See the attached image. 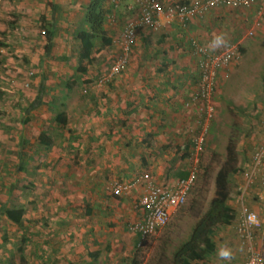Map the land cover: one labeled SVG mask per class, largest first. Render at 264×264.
<instances>
[{
	"label": "rangeland",
	"instance_id": "obj_1",
	"mask_svg": "<svg viewBox=\"0 0 264 264\" xmlns=\"http://www.w3.org/2000/svg\"><path fill=\"white\" fill-rule=\"evenodd\" d=\"M111 1L105 2L106 8L110 6ZM116 1H113V9H111V11H115V16L110 18V21L115 22L116 28H121L126 19L136 15L137 8L133 0ZM159 2L164 5L160 0ZM2 9L3 7L0 10L2 11ZM1 11L0 205L2 206L0 208V264H15L24 259L19 257L17 248L22 245L20 235L25 232L32 233L35 237L34 232L38 234V226L41 230L42 225L51 229L50 224L55 221L51 216V211L55 208L51 207V204L67 199L68 195L70 198L78 195L84 182L91 181L87 180L82 164V157L87 152L83 142V135L86 133L82 130V126L73 129L67 125L65 128L59 129L54 124V114L64 111L69 118L77 117L79 119L78 115L81 114L79 111L84 108L83 105H93L96 104L97 99L103 100L104 97H101L102 86H112L115 76L128 69L132 50H129L126 55V64L117 73H112V67L122 56L120 44L119 46L117 44V46L102 45L99 53L93 54L91 66H88L86 61H79L78 49H73L71 62L65 61L64 66L60 58L53 57L56 62L53 64L55 72L48 74L45 73V70L50 68L47 57L51 58L56 51L52 48L50 50L51 46L47 43L49 36L48 30L45 28L47 21L36 15L38 8L30 5L29 0H16L15 3L8 6L4 15L1 14ZM225 14L229 15V11ZM241 14H245L246 18L234 39L231 38L234 34L229 37L226 35L230 31L228 28L234 27L231 22L226 21V25L221 23L216 26L221 33L223 32L225 43L231 41L237 46L239 53L228 65L217 71L215 76L210 96L214 115L210 121L203 125L205 126L204 137L207 139L203 141L198 160H194L193 157H185L186 152L183 151L188 140L181 146L178 145V153H183V157L178 161L175 160L178 163L176 169L172 170L174 174H171V177L176 179L181 175L187 176L189 170H195L193 185L184 203L171 213L167 223L157 229L153 235L147 237L135 250L140 264H176L173 253L189 239L193 226L208 207L214 194L215 174L225 160V148L230 137L236 142L237 170H241L247 157L252 156L256 146L264 141V10L251 8L242 11ZM29 16L32 21H25ZM79 25H82V21ZM221 28H223L222 31ZM233 30L235 31V29ZM151 33L152 31L148 36L149 39H152ZM38 34L41 38H38ZM137 39H139L138 32L134 41L136 42L135 47H138L139 40L137 41ZM38 43L48 46V48H44L47 55L42 57V66L45 65V67L38 71L39 80L42 78L38 82V86L42 83V90L38 92L41 95L39 106L38 94L36 97L33 96V90H31L33 84H31L30 77L33 76V73L31 76L27 74L28 69H33V66L30 65V58L21 52L26 45L31 46L35 52L38 50ZM101 44L100 40H95L96 48ZM142 46L140 44V47ZM40 59L41 57L38 58V62ZM79 62L87 67L86 73L82 74L76 70ZM63 67L65 74L60 76L59 73L63 72V70L61 71ZM195 68L192 90H195L199 76L197 62ZM70 71H73L77 82L73 85V89L68 90L66 83L70 77ZM220 71H222V75ZM191 77L194 78L193 75ZM86 79L88 82H84ZM22 98L24 101H29L31 98V101L37 102V107L31 108L28 112H19L20 109L18 110L19 107H16V103H19L18 100ZM31 101L26 102L22 107L27 105L26 108H29ZM75 105L80 106L75 107ZM89 116L88 113L87 117L89 118ZM90 121H94V119ZM20 125L24 140L18 139L17 136ZM92 125H96V123ZM37 126L38 136H35ZM105 126L106 129L101 131H104L106 135L110 131L109 134L114 135L113 127ZM98 127H102V125ZM40 128H44V131H39ZM132 131L136 132V129ZM94 133L97 134L98 131L96 130ZM185 135L189 137L190 131H186ZM77 137L79 140H75ZM109 145L113 149L119 148L118 143ZM171 149L175 150L174 145ZM171 149L168 147L167 150ZM141 161L142 166H139L140 164L137 166L148 169L147 162L140 159ZM154 162L158 167L168 168L171 161L156 159ZM93 164L97 165L98 163L93 161ZM99 164L101 163L99 162ZM175 172H178V175ZM113 173V170L108 171L109 176L106 177V180L109 182L107 183H110L111 177L113 181H122L121 178L114 177ZM236 174L233 173L230 176V190L233 191L237 187L238 193V187L243 182L238 181L239 178ZM19 206L25 208L24 222L21 225H16L6 219L3 210ZM227 233L230 236L235 234L234 228L226 226L218 228L217 236L214 238L217 243L216 250L208 257L199 259L196 264H219L224 253L223 244ZM237 241L239 243V240ZM254 245L256 244L254 243ZM238 246L245 250L240 243Z\"/></svg>",
	"mask_w": 264,
	"mask_h": 264
},
{
	"label": "crops",
	"instance_id": "obj_2",
	"mask_svg": "<svg viewBox=\"0 0 264 264\" xmlns=\"http://www.w3.org/2000/svg\"><path fill=\"white\" fill-rule=\"evenodd\" d=\"M113 1L117 2L111 1L108 7L110 11ZM160 1L167 6L174 1L190 0ZM15 2L16 0H3L1 14L4 15L8 6ZM29 2L30 5L38 8L36 15L46 19L47 27L45 28L49 32L47 43L51 46L50 50L52 48L56 51L51 58L47 57L50 68L45 70V73L49 74L55 70L53 57L60 58L64 66L65 61L71 62L73 49L79 50L80 43L76 39V34L84 18V9L88 0H29ZM261 6H264V0H258L253 8ZM244 10L220 7L204 15H188L184 20L177 16L171 21L161 18L157 29L149 30L145 26L140 27L138 47H135L136 42L130 46L132 54L128 69L115 76L112 86H102L101 97L104 99H97L96 104L93 105H83L84 108L79 111L81 113L78 115L79 119L67 116L68 126L73 129L82 126V130L86 133L83 135V142L87 152L82 157V164L87 180L91 181L84 182L78 195L72 194L74 196L71 198L68 195L67 199L51 204V207L55 208L51 211V216L55 220L50 224L51 229L42 225L41 230L38 226V234L34 232L35 237L32 233L25 232L20 235V240L23 237L25 242L19 245L23 246V251H18L19 257L24 259L15 264H127L129 258L143 242L140 233L129 228L133 222L142 220L144 217L143 208L138 203L144 190L143 175L148 173L155 182L175 180L171 177V174H174L172 170L176 169L178 163L175 160L178 161L183 157V153H178V145L181 146L188 140L186 131L193 133L200 131L196 123L198 118L196 107L190 102L197 62L192 40L198 39L210 47L222 46L225 44L223 32L221 33L216 26L221 23L226 25V21L231 22L234 27L230 26L228 34L224 33L227 37L234 34L231 37L234 39L246 18L245 14H241ZM227 11L229 15L226 16ZM114 12L111 11L108 15L115 16ZM105 18L104 29L111 40L110 46H119L121 28H116L115 22L110 21L111 17ZM1 20L2 18L0 23ZM25 21L31 22L32 19L29 16ZM151 31L152 39H149ZM39 36L38 34V38H41ZM217 37H222L224 43L217 45L215 43ZM45 42L44 40V44ZM41 44L38 43V50L35 52L29 45L21 50L24 56L30 58V65L33 66V69H28L27 74L31 76L33 73L30 80L32 79L31 84H35V87L31 86L32 95L35 97L42 88L41 84H39L40 88L38 86V82L42 80V78L39 80L38 71L45 67V65L42 66V57L47 55L44 48H48L47 45ZM140 44L143 46L140 47ZM32 45L34 46V42ZM63 69L64 67L61 71ZM63 74L65 70L59 73L60 76ZM220 74H223L222 71ZM69 75H74L73 71H70ZM192 75L194 78L191 77ZM31 100V98L29 101H24L23 98L18 100L16 107H19V112H25L27 105L22 106ZM79 106L75 105V107ZM92 119L94 121H90ZM94 123L96 125H92ZM100 125L102 127H98ZM105 125L109 126L108 128L113 127L114 135L109 134L110 131L107 135L101 131L106 129ZM19 128L18 139L24 140L21 125ZM93 129L98 133L95 134ZM133 129H136V132H133ZM39 131H44V128H40ZM35 136H38V126ZM204 139L207 138L204 137ZM75 140H79V137ZM112 143H118L119 148H111L109 144ZM262 144L264 141L259 143L258 147L256 146L252 156L247 157V160L244 159L246 162L242 164L243 167L236 172L238 181L243 182L240 186L244 188L247 183L244 173L250 170L251 160ZM173 145L174 151L171 149ZM168 147L171 150H167ZM183 152H186V149ZM140 159L147 162L148 169L139 168L142 166ZM156 159L171 162L168 168L158 167L154 162ZM93 161L98 164H93ZM138 164L140 165L137 166ZM111 170L114 172V177L121 178L122 181H113L111 177L110 183H107L109 181L106 177ZM175 174L178 175V172ZM259 174H256L252 183L247 185L240 194L237 193L236 187L232 191L228 204L234 211L235 219L239 215L242 204L256 211L264 227V187H258ZM113 183H131L132 185L131 189L124 194L114 195ZM75 197L79 200L74 199ZM239 198H242V201ZM235 219L232 226L226 227H233ZM263 236V232H254L255 247L264 254ZM237 240L238 237L234 233L231 236L227 233L223 244L224 253L219 264L243 263L246 253L238 246Z\"/></svg>",
	"mask_w": 264,
	"mask_h": 264
},
{
	"label": "built area",
	"instance_id": "obj_3",
	"mask_svg": "<svg viewBox=\"0 0 264 264\" xmlns=\"http://www.w3.org/2000/svg\"><path fill=\"white\" fill-rule=\"evenodd\" d=\"M133 1H135L137 7V14L126 19L121 27L119 44L122 56L112 67V73H117L126 64V55L130 50V46L134 43L136 33L140 30V27L157 29L161 18L171 21L177 16L184 20L188 15H204L220 7L245 9L258 3V0H190L175 1L164 7L159 0ZM2 2L3 0H0V9ZM260 9L264 10V6L259 7ZM109 17L113 18L114 15ZM192 45L197 56L199 76L197 86L190 95V102L196 107L198 115L196 123L200 131L197 133L190 132L193 143L190 153L191 157L197 161L204 141L205 126L203 125L210 121L214 115V107L210 96L215 76L217 71L228 65L239 52L237 46L233 43H225L220 47H210L201 43L198 39H193ZM257 173H260L259 183L264 187V144L260 145L255 152L251 160L250 170L244 173L248 183H246V187L252 183ZM195 174V170H189L185 177L167 182H155L148 173H145L142 177L145 181L144 190L138 199L139 205L143 208L144 217L142 220L133 222L129 228L140 233L142 238H147L153 235L157 229L163 227L171 213L186 200L195 180ZM131 185V183H115L112 186V193L122 195L131 189ZM246 187L239 186L238 193L240 194ZM239 200L242 201V198H239ZM235 229L239 243L246 253V259L242 264H264V254L254 245V232H264L258 213L242 204Z\"/></svg>",
	"mask_w": 264,
	"mask_h": 264
},
{
	"label": "trees",
	"instance_id": "obj_4",
	"mask_svg": "<svg viewBox=\"0 0 264 264\" xmlns=\"http://www.w3.org/2000/svg\"><path fill=\"white\" fill-rule=\"evenodd\" d=\"M106 1L107 0H88L84 9L85 11L82 25L79 27L76 34V39L80 43L78 59L79 61H86L88 66L93 64V54H98L102 45L111 44V40L106 35V31L104 29L106 14L110 13V9L105 7ZM255 5L256 4L251 5L250 8H245V10H249ZM97 39L102 43L101 48H96L95 40ZM76 70L82 74L88 71L87 67L80 62ZM76 82V77L74 75L70 76L66 83V89H73V85L76 84ZM84 82H88L87 79L84 80ZM40 98L41 95L38 94V105ZM36 105L37 102L33 101L29 108H27L26 112H28L31 108H34ZM26 120L27 119H25V121ZM53 121L54 124L61 129L68 125L69 118L64 111H58L54 114ZM47 144L49 145V143ZM192 144L190 133L188 143L185 144V149L187 150L185 157H191L190 148ZM236 162V142L230 137L225 148V160L215 174L214 194L209 201L208 207L202 212L198 221L193 226L189 239L183 242L182 245H180L173 253L174 263L196 264L199 259L208 257L216 250L217 243L214 238L217 236L218 228L222 226H232L235 215L233 209L228 204V200L232 197L233 193L230 190V176L237 172ZM184 176L185 175H181V177ZM258 184V187H260V183ZM3 215L6 216L10 222L16 225H21L24 222L23 216L25 215V208L23 206L8 207L3 210ZM235 220L236 221L232 228H234L236 234L235 226L238 221V215ZM145 239L146 238H142L143 242ZM24 242L25 239L22 237L21 244L23 245ZM17 248L20 252L23 251V246H19ZM127 264H140V261L137 259L136 251L131 258H129Z\"/></svg>",
	"mask_w": 264,
	"mask_h": 264
},
{
	"label": "clouds",
	"instance_id": "obj_5",
	"mask_svg": "<svg viewBox=\"0 0 264 264\" xmlns=\"http://www.w3.org/2000/svg\"><path fill=\"white\" fill-rule=\"evenodd\" d=\"M215 43L217 45L223 44L224 43L223 38L222 37H217L216 40H215Z\"/></svg>",
	"mask_w": 264,
	"mask_h": 264
}]
</instances>
